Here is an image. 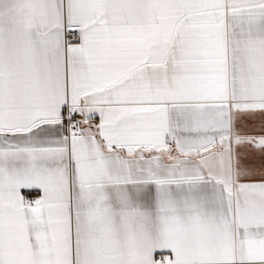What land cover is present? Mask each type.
Masks as SVG:
<instances>
[{
    "label": "snow or ice",
    "instance_id": "obj_1",
    "mask_svg": "<svg viewBox=\"0 0 264 264\" xmlns=\"http://www.w3.org/2000/svg\"><path fill=\"white\" fill-rule=\"evenodd\" d=\"M0 264H264V0H0Z\"/></svg>",
    "mask_w": 264,
    "mask_h": 264
}]
</instances>
